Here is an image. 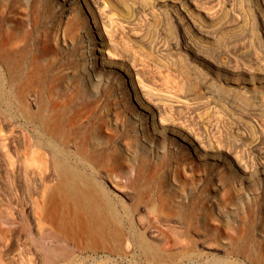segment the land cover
<instances>
[{"label": "rangeland", "instance_id": "obj_1", "mask_svg": "<svg viewBox=\"0 0 264 264\" xmlns=\"http://www.w3.org/2000/svg\"><path fill=\"white\" fill-rule=\"evenodd\" d=\"M0 75V221L24 230L0 231V264H40L27 249L55 160L118 216L74 219L60 264H264V0H0ZM53 99L78 102L46 131Z\"/></svg>", "mask_w": 264, "mask_h": 264}, {"label": "bare ground", "instance_id": "obj_2", "mask_svg": "<svg viewBox=\"0 0 264 264\" xmlns=\"http://www.w3.org/2000/svg\"><path fill=\"white\" fill-rule=\"evenodd\" d=\"M95 20L97 19L94 17V25L97 30L96 34L101 42L98 43L99 47L94 50V54L99 56L101 65L114 67L110 61L112 55L109 38H106L105 33L101 31L99 24L95 22ZM102 26L106 31L107 25L104 20L102 21ZM93 59L94 58H92V63ZM93 67L92 64L91 69H93ZM127 78L136 96L139 94L142 98L146 99L148 92L145 87L141 85L139 81L138 83L136 82L133 74L127 73ZM2 86L3 80L0 75V90ZM77 102L78 100L76 99H53L42 102L40 104L41 110L39 112L38 123L46 131H50L53 128L58 130L61 125L59 116L67 115L74 111L75 109L71 110L69 107L73 105L76 106L74 103ZM142 105L145 106V104L140 103V107L143 109ZM147 112L150 116L151 126L155 129V121L158 116L157 111L149 107ZM50 168L57 173L59 181L53 187H45L43 191L44 199L42 205L39 207L41 211L36 217V222L32 227V233L36 236L34 240L35 245H30L29 249H27L30 254L40 261V264H60L62 261L60 249L63 246L62 244L66 242L64 232L72 228L74 219L79 217L83 220L84 224L87 225L89 221L87 214L90 213V211L98 214L100 211L106 210L111 215L110 220L113 219L114 223L118 220L116 209H113V201H111L107 192L98 182L85 176L78 169V166L63 162L62 160H55L52 162ZM11 221L12 216L9 214L1 217V234L7 237L11 236L12 239H21L24 230L20 227L12 226ZM2 225L6 226L3 228ZM48 239L51 240V246H48L46 243ZM127 244L129 247V242H127ZM142 246L146 253L150 254L151 247L147 243H142Z\"/></svg>", "mask_w": 264, "mask_h": 264}]
</instances>
